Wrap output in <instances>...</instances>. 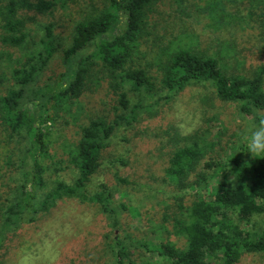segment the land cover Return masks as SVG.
I'll return each mask as SVG.
<instances>
[{"label": "rangeland", "instance_id": "374dc122", "mask_svg": "<svg viewBox=\"0 0 264 264\" xmlns=\"http://www.w3.org/2000/svg\"><path fill=\"white\" fill-rule=\"evenodd\" d=\"M46 1L52 3L49 8L30 10L24 15L29 32L25 46L12 47L0 41V95L15 86V70L31 57L32 48L44 35V25L52 24L59 45L42 73L27 87V102L32 88L53 82L64 71L63 51L71 43L75 24L99 13L107 4L106 0ZM209 1L153 0L145 9L143 29L128 64L131 68L144 69L150 76L152 90H143L142 102L156 100V103L140 112L130 125L115 127L102 148L100 168L87 185L88 190L93 191L105 181L127 205L122 226L115 230L120 238L128 235L156 246L171 243L183 248L186 239L178 227L187 221L192 202L198 195L210 198L218 183L233 184L238 178L236 168L249 175V166L256 159L247 152L243 139L244 130L254 125L251 119L238 112L236 103L220 99L212 86L193 85L170 100L158 98L162 95L161 61L178 47L224 57L230 73L251 76L257 66L264 64V35L255 14L258 10L249 14L254 8L263 7L264 0H220L226 19L230 13L238 14V18L243 16L221 27L210 18ZM224 43L232 48L226 50ZM83 68L77 94L68 93L60 97L65 98L63 102L49 104L42 128L53 160L44 157V165L56 162L65 166L68 159L65 150L80 137L83 126L97 118L113 123L137 102V93L127 84L121 89L113 88L112 75L101 61L91 58ZM121 90L126 93L127 108H121L119 103ZM197 136L208 144L187 180L197 181L202 175L208 181L198 189L181 188L165 174L168 158L173 149ZM17 154L15 135L10 136L0 123L1 207L20 180ZM119 156L126 159L125 165L107 163ZM61 169L53 165L46 170L48 186L45 190L55 179L72 182L75 178L73 169ZM113 169L132 183H116ZM243 225L255 237L254 233L264 229V212L253 215ZM105 231V219L96 204L61 198L49 211L39 213L33 222H23L15 232H7L0 247V264H107L111 254L103 241ZM128 258L149 264H172L156 252L139 246L129 248ZM211 264H222L221 257L213 258ZM235 264H264V250H244Z\"/></svg>", "mask_w": 264, "mask_h": 264}, {"label": "trees", "instance_id": "16d2710c", "mask_svg": "<svg viewBox=\"0 0 264 264\" xmlns=\"http://www.w3.org/2000/svg\"><path fill=\"white\" fill-rule=\"evenodd\" d=\"M106 1L107 4L99 13L75 24L71 43L63 51L65 69L57 79L32 88L29 102L25 101L27 87L42 73L59 45L52 24H47L43 26V37L32 48L31 57L15 70V86L0 95V123L10 136L15 135L20 167V180L0 206V247L7 232H15L23 222H33L39 213L49 211L57 200L66 198L93 203L100 208L106 230L102 237L106 251L111 254L107 264H149L128 258L132 246L154 251L172 264H211L217 256L221 257L222 264H235L244 250H264V229L254 233V237L252 232L242 226L253 215L264 212V157L251 162L249 175L244 174L241 168H236L237 180L230 185L218 183L210 198L198 195L190 206L187 221L178 227L186 239L183 248H176L171 243L156 246L128 235L120 238L115 234V230L122 226L127 205L105 181H101L93 191H89L87 185L100 168L102 148L112 137L115 127L119 124L130 125L140 112L156 103V100L152 103L142 102L143 90H152L150 76L144 69L131 68L128 64L143 29L145 9L153 0ZM51 5L46 0H0L1 43L12 47L25 46L29 32L24 15L30 10H43ZM209 9L211 20L215 19L220 27L243 17L240 15L242 17L238 18V14L230 13L229 19H226L220 0H210ZM256 10V21L264 35V6L254 8L249 14ZM224 44L226 50L232 48L229 43ZM91 58L101 61L112 75L113 88L121 89L127 84L134 90L137 102L128 113L117 116L113 123L97 118L83 126L80 137L65 150L68 157L65 166L54 161L44 165V157L53 160L42 128L49 104L52 101L63 102L65 98L60 97L68 93L77 94L83 78V65ZM228 69L230 67L224 57L186 47L175 48L161 61L159 72L162 95L158 98L170 100L193 85L208 84L220 99L236 103L238 112L255 124L259 111L264 113V64L257 66L251 76L230 73ZM127 101L126 93L121 90V108H127ZM21 140H24V144H21ZM202 141L204 139L194 137L171 152L165 174L177 186L198 189L208 181L202 175L197 181L187 180L208 144L204 141L203 145ZM114 162L120 165L127 163L122 156L107 160L108 164ZM236 164L239 166V163ZM53 165L58 170L73 169L76 176L72 182L55 179L51 187L45 190L48 186L45 172ZM112 177L119 184L132 183L119 175L116 169H113Z\"/></svg>", "mask_w": 264, "mask_h": 264}, {"label": "clouds", "instance_id": "9594fccd", "mask_svg": "<svg viewBox=\"0 0 264 264\" xmlns=\"http://www.w3.org/2000/svg\"><path fill=\"white\" fill-rule=\"evenodd\" d=\"M192 129H189L191 131ZM243 139L247 144V152L253 158L264 157V113H260L257 122L244 130ZM49 247H51L49 245ZM51 259H55L54 256Z\"/></svg>", "mask_w": 264, "mask_h": 264}]
</instances>
